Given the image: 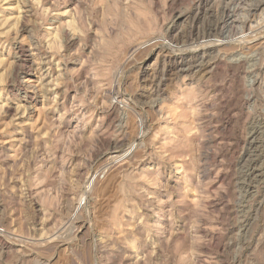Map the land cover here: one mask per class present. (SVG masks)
Listing matches in <instances>:
<instances>
[{
    "label": "rangeland",
    "instance_id": "1",
    "mask_svg": "<svg viewBox=\"0 0 264 264\" xmlns=\"http://www.w3.org/2000/svg\"><path fill=\"white\" fill-rule=\"evenodd\" d=\"M263 22L264 0H0V264H264Z\"/></svg>",
    "mask_w": 264,
    "mask_h": 264
},
{
    "label": "bare ground",
    "instance_id": "2",
    "mask_svg": "<svg viewBox=\"0 0 264 264\" xmlns=\"http://www.w3.org/2000/svg\"><path fill=\"white\" fill-rule=\"evenodd\" d=\"M36 1V0H35ZM130 1V0H129ZM4 2H6V1H4ZM229 2V1H228ZM22 4V3H21ZM256 6H258V5H256ZM240 8V7H239ZM18 15V14H17ZM13 16V15H12ZM16 16V15H15ZM192 16V15H191ZM180 17V16H179ZM230 17V20H231V23L233 24V26L234 25H236V23L238 22V19L237 18H235L233 15H230L229 16ZM25 18V17H24ZM222 21V20H221ZM123 22V21H122ZM229 23V22H228ZM230 23V24H231ZM264 23V22H263ZM231 24V25H232ZM229 25V24H228ZM230 25V26H231ZM216 26V25H215ZM237 26V25H236ZM262 26V25H261ZM211 28H213V27H210L209 29H210V31L209 32H213V29H211ZM215 28V27H214ZM222 29V28H221ZM239 29V28H238ZM259 29V28H258ZM218 31V30H217ZM220 31V30H219ZM218 31V32H219ZM68 32V31H67ZM230 32V31H229ZM228 33V32H227ZM226 35V34H225ZM228 35V34H227ZM227 38H228V36H226ZM225 38V37H224ZM231 39V38H230ZM232 41V40H231ZM23 42V41H22ZM18 43V45H17V47H18V51L20 52V60L21 61H23V62H28V59H29V54H27L28 52H27V50L28 49H26L25 48V45L23 44V43H21V41H18L17 42ZM158 45V44H157ZM28 48V47H27ZM163 48V47H162ZM32 56V55H31ZM181 60H182V62H183V64H184V62L186 63L187 61H188V59H185V57L183 58H181ZM20 62V61H19ZM188 63V62H187ZM193 63V62H192ZM217 63V62H216ZM18 64V63H17ZM20 64H22V63H20ZM19 64V65H20ZM24 64V63H23ZM22 64V65H23ZM123 64V63H122ZM199 64H201V63H199ZM18 65V66H19ZM26 65V64H25ZM32 65V64H31ZM179 65V64H178ZM195 65V64H194ZM197 65V64H196ZM195 65V66H196ZM218 65V64H217ZM221 65V64H220ZM28 66H30V65H28ZM195 66H193L191 63H189L185 68L184 67H181V69L180 70H178L177 71V73L175 74L176 75V77H178L179 78V76L181 75V74H183V73H185V72H189L190 70H192V68H194ZM199 67V66H198ZM27 68V67H26ZM25 68V69H26ZM29 68V67H28ZM174 68V67H173ZM180 68V67H179ZM18 70V69H17ZM28 70H32L31 68H29V69H27L26 71H28ZM174 70V69H173ZM196 71V70H195ZM209 71V70H208ZM18 73V72H17ZM173 73V72H172ZM174 73H175V71H174ZM20 75V74H19ZM30 85H32V79H31V77H29V78H25L24 79V81H20V83H18L17 85H16V88L18 89V90H22V89H24V88H26V91L28 90L27 88H28V86H30ZM12 90V89H11ZM25 91V90H24ZM28 92V91H27ZM17 93V92H16ZM187 94L186 95H188L189 93L188 92H186ZM193 93V95H194V92H192ZM15 94V93H14ZM182 94H183V92H182ZM191 94V93H190ZM30 95H31V93H30ZM192 95V94H191ZM191 95H189L187 98L188 99H190V96ZM185 96V95H184ZM29 97V96H28ZM192 97H194V96H192ZM181 98H178V100H180ZM193 99V98H192ZM155 100V99H154ZM186 100V99H185ZM191 100V99H190ZM192 101V100H191ZM6 103V102H5ZM5 103H3V104H5ZM11 106V105H10ZM10 106H8L7 105V110L9 111V110H11V108L12 107H10ZM184 109H185V106L183 107ZM187 108V107H186ZM192 108V107H191ZM190 108V109H191ZM4 110H6V109H4ZM180 110H181V108H179V106L178 105H176V106H170V107H168V108H166V110L164 111V114H166V118L167 119H173V117H177L178 115H180L179 114V112H180ZM187 110H189L188 108H187ZM193 110V109H192ZM136 114V113H135ZM190 114V113H189ZM165 117V116H164ZM181 118V117H180ZM193 118V117H192ZM174 123V122H173ZM174 126H176V125H174ZM189 126V125H188ZM183 127V126H182ZM178 129H179V127H178ZM177 129V130H178ZM185 129V128H184ZM176 130V129H175ZM182 130V129H181ZM179 132H181L180 130H178ZM177 131V132H178ZM183 131V130H182ZM175 132V131H174ZM262 132H263V130H262ZM177 134V133H176ZM173 135V134H172ZM179 135V133L177 134V136ZM184 135V134H183ZM182 135V136H183ZM176 136V137H177ZM179 138H180V135H179ZM187 138V137H186ZM185 138V139H186ZM177 140H178V138H176ZM250 139H251V142H250V145H251V149L249 148L248 149V151L246 152V154H245V157H246V162H247V169L245 170L246 172H245V174L251 179V181L252 180H255V179H258V178H261V177H264V167H262L261 165H259V160H260V155L261 154H259L260 153V147H262V145H261V143L264 141L263 139V136H261V131H253L252 132V134L250 135ZM177 140H176V142H177ZM173 141V140H172ZM175 141V140H174ZM180 141V140H179ZM187 143V142H186ZM178 145H180V143H178L177 144V146ZM163 146V145H162ZM169 146V145H168ZM264 146V145H263ZM174 147V146H173ZM176 155V154H175ZM243 155V154H242ZM243 157V156H242ZM242 160V159H241ZM244 160V161H245ZM246 162H245V164H246ZM239 163H240V161H239ZM260 164H261V162H260ZM143 177V176H142ZM130 179V178H129ZM135 181V180H134ZM173 188V187H172ZM253 189H255V188H253ZM251 190V189H250ZM250 195V194H249ZM193 199V198H192ZM193 202V201H192ZM115 223V222H114ZM154 226V225H153ZM210 231V230H209ZM208 232V231H207ZM214 233V232H213ZM211 234V233H210ZM216 235H217V233H216ZM50 241V240H49ZM92 242H93V240H92ZM134 246V245H133ZM129 257V256H128ZM141 258V257H140ZM139 258V259H140ZM77 259V258H76ZM135 262V261H134ZM137 262V261H136ZM135 262V263H136Z\"/></svg>",
    "mask_w": 264,
    "mask_h": 264
}]
</instances>
